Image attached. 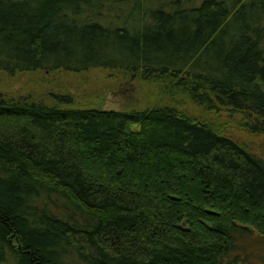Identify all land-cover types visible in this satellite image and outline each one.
I'll list each match as a JSON object with an SVG mask.
<instances>
[{
	"label": "trees",
	"instance_id": "16d2710c",
	"mask_svg": "<svg viewBox=\"0 0 264 264\" xmlns=\"http://www.w3.org/2000/svg\"><path fill=\"white\" fill-rule=\"evenodd\" d=\"M91 69L159 98L0 94V264H236L264 242V157L219 123L264 135V0H0V71Z\"/></svg>",
	"mask_w": 264,
	"mask_h": 264
},
{
	"label": "rangeland",
	"instance_id": "374dc122",
	"mask_svg": "<svg viewBox=\"0 0 264 264\" xmlns=\"http://www.w3.org/2000/svg\"><path fill=\"white\" fill-rule=\"evenodd\" d=\"M0 94L8 98L60 105L63 108L117 111L145 110L153 107L159 98L158 89L153 84L131 82L124 73L101 69L82 73L42 70L18 72L15 75L0 71ZM60 97H68L70 101L60 102ZM188 105L186 100V108ZM220 115V127L264 157V135H251L243 128L242 116L236 113L223 111ZM230 122L231 126L225 127ZM245 237L239 239L233 251L236 264H264V242L258 241V237Z\"/></svg>",
	"mask_w": 264,
	"mask_h": 264
}]
</instances>
